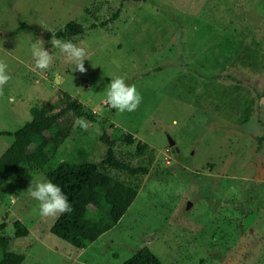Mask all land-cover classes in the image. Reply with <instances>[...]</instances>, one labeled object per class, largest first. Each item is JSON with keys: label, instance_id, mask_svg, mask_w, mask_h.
Segmentation results:
<instances>
[{"label": "rangeland", "instance_id": "rangeland-1", "mask_svg": "<svg viewBox=\"0 0 264 264\" xmlns=\"http://www.w3.org/2000/svg\"><path fill=\"white\" fill-rule=\"evenodd\" d=\"M116 12L117 20L100 26ZM187 20L240 42L236 61L226 65L224 56L214 73L236 64L263 94L247 124L215 111L207 82L195 73L206 53L192 40L193 28L181 34ZM72 21L85 28L70 39L86 50L84 74L46 37ZM39 39L53 57L44 72L32 57ZM179 58L195 63V71ZM0 61L11 77L0 96V131L19 129L64 91L95 122L87 131L65 126L66 138L56 152L48 150L54 160L85 155L99 161L100 136L112 125L154 152L126 214L86 249L50 233L57 217H42L27 192L46 181L42 174L9 181L0 195V224H7L0 236L10 239L9 251L24 256L22 264H122L144 246L163 264H264V0H0ZM116 77L142 96L136 111L121 114L105 102ZM12 142L0 136V156ZM134 146L118 143L117 150L129 154ZM16 220L29 230L27 237H14Z\"/></svg>", "mask_w": 264, "mask_h": 264}, {"label": "trees", "instance_id": "trees-1", "mask_svg": "<svg viewBox=\"0 0 264 264\" xmlns=\"http://www.w3.org/2000/svg\"><path fill=\"white\" fill-rule=\"evenodd\" d=\"M118 17L119 12H116L100 26L105 27ZM192 22L195 24L190 25L191 20L185 21L181 34L188 28H193L195 34L192 40L199 41L203 51L201 53H206V62L199 65L195 73L207 82L204 85L207 86V97L212 101L215 111L221 109L227 119H239L240 124H247L250 121L251 109L263 94L259 93V89L255 88L249 79L244 78L245 71L235 67L236 64L228 68L225 66L221 73H214V69L221 66L224 56L226 65L232 60L233 63L236 61L240 42L213 27L200 26L198 20ZM84 32V27L72 21L54 34L60 39L70 40L82 36ZM52 35L53 33L46 34L47 39H51ZM179 40L184 45L183 38ZM158 42L159 38H156V43ZM155 49L156 47H153V50ZM179 60L182 64L181 58ZM182 65L195 71V63L189 66L184 60ZM159 70L161 68H158ZM59 93L60 99L56 104L46 103L19 129L13 132L0 131V136L13 138L12 144L0 156V195L6 192V184L9 181H27L34 174H42L46 180L58 184L68 197L73 210L58 216L50 228V233L77 249H86L114 228L126 214L141 189L144 177L149 174L154 152L147 143L138 141L135 144L136 139L132 134L112 125L111 133L103 132L100 136L104 152L99 161L89 160L85 155L76 159L69 157L63 161L54 160L48 150L52 147L56 152L62 140L66 138L65 126H72L78 117L95 122L94 114L87 107L68 93ZM228 111H234L238 117L235 114H227ZM78 128L81 129L79 126ZM118 143L128 147L135 145L134 152L128 154L118 151ZM6 226L3 222L0 229L4 230ZM13 228L14 237L17 239L25 238L29 234L27 227L19 220L13 222ZM9 245L10 239L0 236V264H22L24 256L9 251ZM122 264L163 263L144 246Z\"/></svg>", "mask_w": 264, "mask_h": 264}, {"label": "clouds", "instance_id": "clouds-1", "mask_svg": "<svg viewBox=\"0 0 264 264\" xmlns=\"http://www.w3.org/2000/svg\"><path fill=\"white\" fill-rule=\"evenodd\" d=\"M50 42L53 47L58 48L64 54L66 63H75L76 71H79L81 74L87 72L84 66V61L87 56L85 48L77 46L70 40L60 39L54 33ZM43 45L44 41L42 39L37 40L32 45V57L35 60V69H39L41 72L46 71L53 62L52 55ZM7 68L8 65L0 61V96L4 94L3 87L11 78L6 71ZM142 99L134 84H126L123 78L116 77L110 81L107 87L105 102L112 109L122 114L124 112L131 113L136 111ZM9 100L12 102L14 98L10 97ZM74 125L87 131L90 122L83 117H78L74 121ZM27 192L32 199L39 202V213L42 217H58L65 213H70L73 210L68 197L62 191L61 187L51 180L38 182L34 186L30 184Z\"/></svg>", "mask_w": 264, "mask_h": 264}, {"label": "water", "instance_id": "water-1", "mask_svg": "<svg viewBox=\"0 0 264 264\" xmlns=\"http://www.w3.org/2000/svg\"><path fill=\"white\" fill-rule=\"evenodd\" d=\"M168 140H169L168 141L169 142V146L172 147L175 144V142L171 138H169Z\"/></svg>", "mask_w": 264, "mask_h": 264}]
</instances>
